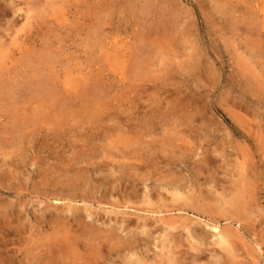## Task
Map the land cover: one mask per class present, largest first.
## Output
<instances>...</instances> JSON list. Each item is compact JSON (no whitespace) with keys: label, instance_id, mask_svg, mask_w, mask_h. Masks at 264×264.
I'll list each match as a JSON object with an SVG mask.
<instances>
[{"label":"rangeland","instance_id":"374dc122","mask_svg":"<svg viewBox=\"0 0 264 264\" xmlns=\"http://www.w3.org/2000/svg\"><path fill=\"white\" fill-rule=\"evenodd\" d=\"M145 263L264 264V0H0V264Z\"/></svg>","mask_w":264,"mask_h":264},{"label":"bare ground","instance_id":"6f19581e","mask_svg":"<svg viewBox=\"0 0 264 264\" xmlns=\"http://www.w3.org/2000/svg\"><path fill=\"white\" fill-rule=\"evenodd\" d=\"M77 156H78V155H77ZM79 157H80V156H79ZM72 158H73V157H72ZM78 159H79V158H78ZM71 160H72V159H71ZM75 161H77V159H75ZM70 166H71V165H70ZM77 171H78V170H77ZM66 195H67V194H66ZM71 197H72V196H71ZM234 199H235V198H234ZM199 209H200V208H199ZM199 212H200V211H199ZM169 220H170V219H169ZM143 222H144V221H143ZM142 224H144V223H142ZM142 224H141V225H142ZM163 224H167V223L164 222ZM142 226H144V225H142ZM168 226H169V224H168ZM168 226H166V227H168ZM170 226H171V225H170ZM172 226H173V225H172ZM172 226H171V227H172ZM166 227H165V228H166ZM165 228H164V229H165ZM174 228H175V226H174ZM164 229H163V230H164ZM167 229H170V227L167 228ZM161 230H162V229H161ZM165 230H166V229H165ZM168 232H169V231H168ZM171 233H172V232H171ZM161 234L163 235V233H161ZM166 235H167V234H166ZM168 235H169V234H168ZM172 235H173V234H172ZM164 236H165V235H164ZM164 236H163V237H164ZM221 236H222V235H221ZM100 238H101V237H100ZM110 238H111V236H110ZM108 239H109V238H108ZM163 239H164V238H163ZM172 239L174 240V237H173ZM175 239H176V238H175ZM96 241H97V240H96ZM163 241H164V240H163ZM170 241H171V240H170ZM174 242H175V241H174ZM98 243H100V242H98ZM100 244H102V243H100ZM103 244H104V243H103ZM162 245H163V244H162ZM206 245H207V244H206ZM174 246H175V245H174ZM177 246L179 247V245H177ZM175 247H176V246H175ZM166 250H167V247H166ZM179 250H180V248H179ZM162 251H163V250H162ZM167 251H168V250H167ZM196 251H197V250H196ZM146 252H147V251H146ZM165 252H166V251H165ZM168 252H169V251H168ZM168 252H167V253H168ZM174 252H175V250H174ZM181 252H182V251H181ZM144 253H145V252H144ZM160 253H161V252H159V254H160ZM155 254H156V253H155ZM155 254H154V255H155ZM159 254H157L156 256H158ZM165 254H166V253H165ZM180 254H181V253H180ZM182 254H183V253H182ZM177 255H178V253H177ZM189 255H190V254H189ZM189 255H188V256H189ZM191 255H192V254H191ZM168 256H169V255H168ZM168 256H166V257H168ZM171 256H172V255H170L169 257H170L171 259H173ZM141 257H142V256H141ZM141 257H139V258H141ZM144 257H145V256H144ZM160 257H161V255H160ZM166 257H165V259H166ZM177 257H178V256H177ZM181 257H182V256H180V259L183 260V258H181ZM190 257H191V256H190ZM151 258H152V257H151ZM153 258H154V257H153ZM153 258H152V261L154 260ZM170 258H169V259H170ZM178 258H179V257H178ZM196 258H197V257H196ZM142 259H143V258H142ZM146 259H147V257H146ZM182 260H181V261H182ZM154 261H155V260H154ZM173 261H174V260H173ZM175 261H176V260H175ZM179 261H180V260H178V262H179ZM150 262H151V259H150ZM155 262H156V261H155ZM171 262H172V260H171ZM178 262H177V263H178ZM143 263H144V262H143ZM157 263H158V262H157ZM163 263H165V262H163ZM145 264H146V263H145ZM151 264H153V263H151ZM154 264H155V263H154ZM182 264H183V263H182Z\"/></svg>","mask_w":264,"mask_h":264}]
</instances>
